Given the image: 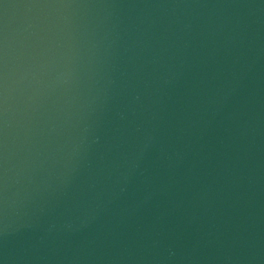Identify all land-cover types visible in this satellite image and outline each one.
<instances>
[{
  "label": "water",
  "instance_id": "1",
  "mask_svg": "<svg viewBox=\"0 0 264 264\" xmlns=\"http://www.w3.org/2000/svg\"><path fill=\"white\" fill-rule=\"evenodd\" d=\"M0 264H264V0H0Z\"/></svg>",
  "mask_w": 264,
  "mask_h": 264
}]
</instances>
